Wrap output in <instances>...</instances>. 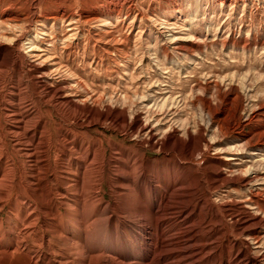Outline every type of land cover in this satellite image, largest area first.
Wrapping results in <instances>:
<instances>
[{"label":"rangeland","instance_id":"obj_1","mask_svg":"<svg viewBox=\"0 0 264 264\" xmlns=\"http://www.w3.org/2000/svg\"><path fill=\"white\" fill-rule=\"evenodd\" d=\"M186 1L188 0H0V19L16 18L21 20L20 25L22 27L20 32H17L21 35L22 41L17 44L16 50L9 51L11 54L5 52L4 49L0 50V63L15 61V67L12 71L0 74V109H2L6 99L10 103L12 102V105L5 103L7 109L17 111L23 107H21V103L29 95L31 96V93L36 89L35 82L30 81L28 74H26L32 69L31 66H46L45 68H49V72L55 69L56 64L62 63L90 94L103 91L106 93L113 91L117 96H123L126 93L131 95L135 91L140 96L144 94L146 99L136 111L143 124L145 111L150 108L149 110L153 109L152 111L155 113L154 117H158V120L161 121L157 124L152 118L150 122L152 123L151 127L154 125L153 128L166 130L167 126H173L176 129L185 120L189 123L190 129H194L198 125L203 129L202 155H197L193 164L180 161L182 169L179 171L180 178L185 175V177L197 175L200 179V185L194 197L192 193L188 194L186 187L172 194L173 198L171 195L168 211L170 215L169 237L173 236V238H169L171 249L177 250L181 240L185 238L183 242L188 240L186 244L183 243L185 247L195 244L199 246L202 253L199 258L194 256L195 259L194 257L190 258L187 260L189 263L184 264H195V262L196 264H206L205 253L209 250L203 249V246L209 243L211 244L210 252L217 259L215 261L214 258V263L210 264H250L251 258L258 254L256 246L250 243L252 255L249 257L246 254L245 246L242 244L243 239L237 235L236 226L237 222L241 220L240 206L245 207L241 204L243 200L252 197L255 202L264 207V192L261 191L257 196H251L248 192L249 190L255 192L256 189H260L258 188L260 183L253 184V188H251V184L245 187L228 184L225 188L213 189L208 182L210 179H219V174L216 173L215 168L222 170L223 177L228 180L251 177L250 174L238 175L237 170L244 171L253 162L254 171L257 170L260 175H264V170H262L264 161L258 163V160L261 159L259 156L264 154V8L255 5L242 19L240 13L242 8L240 7L236 13L232 14L229 11H220L219 9L207 10L205 13L199 9L195 14H191L190 8L184 4ZM118 2L123 3L122 7ZM177 9L183 11L184 17L174 20V15L171 13ZM56 13H62L66 16L81 15L82 13V23L91 17L108 19L112 21L113 25L115 21L122 23V29H117L119 33L117 30L114 32L118 38L120 37L125 41L126 47L123 53H113L110 56L101 54L102 59L95 58L96 54L92 48L94 45L102 46V41L96 38V42L93 41L88 44L86 36L83 34L88 29L86 27L81 31L83 35L78 38V45L69 47L66 41L61 39L68 31L65 28L66 24L65 27H61V30L60 27L51 30L52 21L49 19ZM135 15H138L137 19H135ZM141 17L144 22L139 21ZM148 18L159 20V25L156 27L150 24ZM39 24L44 25V27H38ZM34 29L43 30V35L35 38ZM60 36L62 37L60 38ZM30 39L34 42L33 47H29L32 42L29 41ZM17 71L20 72L17 73ZM18 74L23 78L19 77ZM50 77H47L44 82L52 84V87L76 86V82L72 83L67 79L68 77H65L66 79L60 75ZM19 78L24 80L26 84V89L20 95L21 101L15 100L14 96L9 94L11 92L10 87L16 85ZM164 101H166L169 112L165 116L166 119L159 116L160 109L157 106ZM205 101L211 105L210 114L213 121L209 124H206L209 118L206 111L203 110ZM18 102L20 103L18 104ZM108 104L104 103L96 107V110L99 113H105ZM174 111H177V114L173 115ZM130 114L131 112L127 110L126 117L132 126L125 128L126 130L124 129L121 133L116 132L117 124L107 122L108 127L106 125V127L92 126L90 133L86 135L87 137L85 136L87 142L99 139L100 135L106 138L103 142L107 157L104 160V167L108 168L109 171L102 176V187L105 194L98 210H104L106 203L111 205L116 203L115 208H121L120 204L123 197L121 198L120 195L122 191L117 189L118 194L115 197L111 196L109 185H119L120 175L131 173L130 167L127 170L125 166L127 162L131 166L132 160L135 158L136 142L132 135L135 129V110L132 116ZM57 122H59L58 118L55 119V123H49L46 127L47 136L50 135L53 141H56L57 135H59ZM217 122L220 123L221 131L217 129ZM0 127L3 130L6 128V124L1 118ZM160 132L162 130H159L158 133L160 134ZM90 135L91 137H89ZM111 140L112 142H109ZM109 146L117 149V156L113 161L110 160L111 163L107 165L110 157ZM235 148H240V151H234ZM73 151L78 153L76 150ZM169 156L165 157L158 150L149 152L148 159L157 172L164 168L171 170V177L166 180V184L171 185L174 182L173 176H176L173 173L179 165V160L173 154ZM73 158L76 159V155ZM57 159L52 153L51 171H56L61 166L62 162ZM15 162L17 164L16 170H19L15 183L16 185L22 183L24 186L23 182L28 179L31 169L25 166V160L22 158H17ZM69 165L68 169H72L71 163ZM65 167L67 168V166ZM19 174L23 179H19ZM83 174L80 171L79 177H82ZM260 179H264V176ZM48 183H50V189L56 187L65 196L64 189L54 176L48 178ZM160 186L162 189L164 184ZM26 190L29 191L30 188H25L24 191ZM24 191H22L23 195L26 194ZM92 192L94 191L88 193ZM236 192L240 193V198L236 199L234 205L232 199L226 197L228 193L234 196ZM13 195L14 192L9 194L7 205L0 213V238L8 228L15 230L21 220L25 219V215H21L17 219L13 213H10ZM75 195L71 193L67 197L71 200V197H75ZM181 195L184 196V199L183 196L180 198ZM34 200L40 206V201L36 198ZM151 201L153 203L155 200L150 198ZM250 209L251 214H254L255 207H250ZM59 213L65 215V209L61 208ZM113 216L112 213L108 215L110 218ZM119 216L126 217L125 214ZM201 219L204 225L201 224ZM204 220H208L207 223H204ZM177 230L181 231L180 234ZM256 233L258 237L264 239V229H259ZM212 234L214 236L210 237ZM15 235H17L16 232ZM199 238L204 242L201 243ZM56 242L53 243L57 244Z\"/></svg>","mask_w":264,"mask_h":264},{"label":"bare ground","instance_id":"obj_2","mask_svg":"<svg viewBox=\"0 0 264 264\" xmlns=\"http://www.w3.org/2000/svg\"><path fill=\"white\" fill-rule=\"evenodd\" d=\"M118 4L122 7L123 3L118 2ZM184 4H187L190 8L189 12L191 14H195L199 9H202L203 13L207 10L214 11L219 9L220 11H229L232 14L236 13L240 7L242 8L240 12L242 19L245 18L251 7L260 5L264 8V0H188ZM171 14L174 15V20L184 17L183 11L180 9L172 11ZM137 18L138 15H135V19ZM81 19L82 13L81 15L70 16L56 13L49 20L52 21L51 30L56 27H60L61 30V27L66 24V27H64L68 31L60 38L62 37V41H66L69 47L72 45L76 47L79 43L78 38L84 34L88 44L95 41L96 38L102 41V46L97 47L94 45L92 48L97 59L101 58V54L110 56L113 53H123L126 47L125 41L120 37L118 38V35L114 32V30L122 29V23L115 21L114 26L112 21L98 17L87 18L86 22L83 21L84 23H82ZM139 21L144 22V19L141 17ZM148 22L156 27L159 25V20L157 19L148 18ZM20 23L21 20L16 18L0 19V50L4 49L5 52L16 50L17 44L22 41L21 35L17 34L22 29ZM38 27H44V25L39 24ZM85 27L88 28L87 31L81 34L82 29ZM94 33L96 34L94 35ZM117 33H119L118 30ZM41 35H43V30L36 29L34 37L39 38L38 36ZM29 41H32L29 47H33V40L30 39ZM14 67L15 61L13 60L1 62L0 74L12 71ZM45 67L31 66L32 69L26 73L30 81L35 82L36 89L31 93V96L29 95L21 103L22 108L17 111L8 110L5 103L12 105V102L10 103L5 99L2 109H0V118L6 124L4 130L0 127V213L7 205L9 194L14 192V198L10 204V213H13V216L17 219L21 215H25V219L21 220L15 230L8 228L0 238V264H184L186 262L189 263L187 260L194 256L199 258L202 250L200 251L199 246L195 244L185 247L183 243L186 244L188 241L183 242L185 238L181 240L182 244L180 243V247L177 250L171 249L169 241L170 215L168 211L172 194L182 190L183 187H186L188 194L192 193L193 197L198 191L200 179H198L197 175L193 174L188 177H185V175L180 178L179 170L182 169L180 161L193 164L196 156L202 155L203 129L198 125H195L194 129H190L187 120L182 121L178 126L179 128L176 129L173 126H167L166 130L153 128L154 125L151 127L152 123L150 122L152 118L157 124L161 123V121L158 120V117H154L155 113L152 108V110H149L150 108L146 111L144 110V124L136 113L137 108L146 99V96H143L144 94L140 96L136 91L131 95L126 93L123 96H117L113 91L110 93L103 91L90 94L81 82L76 81L74 75H71L72 73L70 74L68 68L62 63L56 64L54 66L55 69L49 72V68L46 69ZM19 72L17 71V73ZM55 75H60L64 78L68 77L67 79L72 83L76 82V86L52 87V84L44 82L47 77ZM21 78L17 80L16 85L10 87L11 92L9 94L14 96L17 101H21L20 95L26 89L25 81ZM104 103H109L107 111L99 113L96 107ZM118 105L121 106L119 107ZM157 106L160 109L158 112L159 116L163 118L168 115L166 101L157 104ZM210 106L207 101L203 103V110L206 111L209 118L206 124L213 121L210 114ZM127 110L131 112V116L135 110V129L132 132L136 142L135 158H133L131 166H129V162L125 166L127 170L130 167L131 173L121 174L117 187L109 185L111 196L115 197L118 194L117 189L120 192L122 191L120 195L121 198L123 197V201L120 204L121 208L116 209L114 206L116 203L113 205L106 203L104 210H98V206L103 202L105 194L102 187V176L109 171L108 168L104 167L106 148H104L103 142L106 138L100 135L99 139H94L92 142H87L85 138L90 133L92 126L103 127L107 122L117 124V133L123 132L125 128L132 126L126 117ZM172 114H177V111ZM56 118L59 119V122H57L59 135H57L56 141H53L50 135L47 136L46 127L49 123H55ZM206 127L208 128V126ZM217 129L221 131L219 122H217ZM159 130H162L160 134L158 133ZM109 142H112V140ZM207 147L210 148L209 146ZM116 150V148H109L110 157L107 165L111 163L110 160L113 161L116 158ZM158 150L165 157L173 154L179 160V165L175 173H173L176 176H173L174 182L171 185L166 184L167 178L171 177V170L164 168L157 172L148 159L149 152ZM234 151H240V148H235ZM52 153L58 158L57 160L62 162L56 171L50 170ZM74 155H76V159L73 158ZM17 158L24 159L25 166L31 169L28 179L25 182L22 181L25 187L22 186V183L18 185L15 183L16 175L19 173V170H16L17 164L15 160ZM259 158L261 159L258 160V163H262L264 154L260 155ZM65 162L67 163L65 164ZM70 163L73 166L72 169H68ZM253 164L254 162L244 171L237 170L238 175L250 174L251 177H239L234 180H228L223 177L222 170L215 168L216 173L219 174V179H210L208 183L213 189L225 188L228 184L239 187L251 184V188H253V184L260 183V187H258L260 189H256L255 192L248 191L251 196H257L261 191L264 192V179H260L264 175H260L257 170L254 171L255 165ZM80 171L84 173L82 177H79ZM50 176H54L55 180H59L65 196L56 187L49 188L48 178ZM88 177L89 180H87ZM19 179L21 180L23 177L20 176ZM161 184H164L162 189ZM25 188H30V190L24 191ZM22 191L26 194L23 195ZM89 191L94 192L88 193ZM71 193L76 195L71 197L70 200L67 196ZM239 194V192H236L233 196V194L228 193L226 198L232 199L231 201L235 205L236 199L240 198ZM34 198L40 201V206L35 203ZM150 198L155 201L153 203L152 201L150 202ZM209 201L211 200L209 199ZM241 204L245 205V207L240 206L239 214L241 220L237 222V235L243 239L242 244L245 246L246 254L249 257L252 255L250 243L256 246L258 254L256 253L257 255L251 258L250 264H264V239L258 237L256 233L259 229H264V207L255 202L252 197L243 200ZM250 207H255L254 214H251ZM61 208L65 209V215L59 213ZM178 210L181 211L182 209ZM110 213L114 214L111 218L108 217ZM122 214H125L126 217L122 218L119 216ZM186 215L188 216V214ZM207 216L209 215L207 214ZM178 221L180 220L178 219ZM204 221V223H207L208 220ZM201 222L203 224V220ZM15 232L17 235H15ZM213 234L210 237L214 236ZM201 235L200 237H202ZM199 240L197 239V242ZM54 241H57V244L53 243ZM173 244L172 246L174 247ZM210 245L209 243L203 246V249L209 250L205 253L206 264L212 263L215 258V255L210 252ZM225 254L227 255V253ZM170 260L173 261L170 262Z\"/></svg>","mask_w":264,"mask_h":264}]
</instances>
